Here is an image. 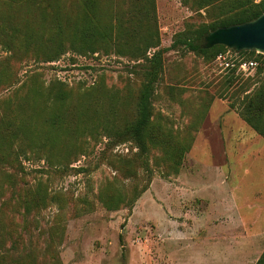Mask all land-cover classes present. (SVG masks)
<instances>
[{
	"label": "rangeland",
	"instance_id": "obj_1",
	"mask_svg": "<svg viewBox=\"0 0 264 264\" xmlns=\"http://www.w3.org/2000/svg\"><path fill=\"white\" fill-rule=\"evenodd\" d=\"M29 7L0 0V17L26 13L32 19L37 10ZM155 8L159 47L167 49L151 98L146 149L127 131L141 61L68 51L56 61L19 66L21 76L36 70L42 85L60 79L70 91L67 157L49 163L46 156H30L17 175L24 196L37 180L46 193L45 204L23 215L24 261L31 253L36 264H255L261 255L264 137L229 103L245 97L243 107L246 96L264 87V55L221 50L236 60L257 57L258 65L242 72L173 44L229 12L226 1L196 9L180 0H155ZM231 78L236 84L225 88ZM78 105L83 121L75 124ZM86 126L90 132L76 135ZM20 218L14 215L15 222ZM50 229L55 260L44 251Z\"/></svg>",
	"mask_w": 264,
	"mask_h": 264
},
{
	"label": "trees",
	"instance_id": "obj_2",
	"mask_svg": "<svg viewBox=\"0 0 264 264\" xmlns=\"http://www.w3.org/2000/svg\"><path fill=\"white\" fill-rule=\"evenodd\" d=\"M6 1L9 4L25 1L37 13L32 14V19L26 13L18 16L20 18L13 14L0 17V50L4 52L0 57V264H36L31 253L30 260L21 258L23 252L20 251L24 247L20 233L25 211L45 204L46 193L37 180L24 196L17 175L23 172L22 161L30 156H46L44 159L49 163H59L67 157L71 132L65 127V115L70 91L60 79L42 85L40 73L36 70H25L21 76L19 66L27 65L29 61H56L68 51L78 54L113 53L141 61L137 64L143 67L140 72L142 83L134 106V119L127 131L146 149L152 139L149 130L151 98L163 70L162 53L167 48L159 47L155 0H75V5L67 3V0ZM217 1L228 2L229 12L210 22L199 23L173 44L181 43L188 51L216 57L226 47L214 45L204 48V35L217 27L254 19L264 12V0H180L196 9ZM151 50V55H148ZM246 52L254 53H240ZM257 57L249 59L258 60ZM234 81L229 79L225 88L235 85ZM82 96L88 98V94L83 93ZM250 96H246L243 107L239 104L245 97L242 101L234 99L229 107L237 109L245 122L264 137V87ZM79 108L78 105L74 110L75 124L83 121ZM87 132L90 129L86 126L76 135ZM63 141L67 142L59 155L57 152L61 151ZM15 214L22 217L19 222H15ZM49 233L48 240L44 241V251L55 260L52 252L54 232L50 229ZM12 251H19L18 257H10ZM31 251H36V247ZM255 264H264V249Z\"/></svg>",
	"mask_w": 264,
	"mask_h": 264
},
{
	"label": "water",
	"instance_id": "obj_3",
	"mask_svg": "<svg viewBox=\"0 0 264 264\" xmlns=\"http://www.w3.org/2000/svg\"><path fill=\"white\" fill-rule=\"evenodd\" d=\"M223 45L235 51L254 50L264 55V12L254 19L217 27L203 37L204 48Z\"/></svg>",
	"mask_w": 264,
	"mask_h": 264
},
{
	"label": "built area",
	"instance_id": "obj_4",
	"mask_svg": "<svg viewBox=\"0 0 264 264\" xmlns=\"http://www.w3.org/2000/svg\"><path fill=\"white\" fill-rule=\"evenodd\" d=\"M215 60L218 62L219 66L223 69H232L235 68L238 71L247 72L253 70L257 65L258 61L256 59L250 58H240V59H232L228 55L224 53H219Z\"/></svg>",
	"mask_w": 264,
	"mask_h": 264
}]
</instances>
